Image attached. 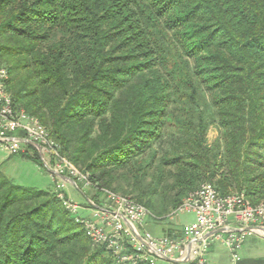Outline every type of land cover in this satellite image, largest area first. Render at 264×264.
Returning a JSON list of instances; mask_svg holds the SVG:
<instances>
[{
    "label": "trees",
    "instance_id": "16d2710c",
    "mask_svg": "<svg viewBox=\"0 0 264 264\" xmlns=\"http://www.w3.org/2000/svg\"><path fill=\"white\" fill-rule=\"evenodd\" d=\"M0 67L59 157L152 221L203 183L264 203V0H0ZM65 201L0 169V264H116Z\"/></svg>",
    "mask_w": 264,
    "mask_h": 264
},
{
    "label": "built area",
    "instance_id": "2783aa9c",
    "mask_svg": "<svg viewBox=\"0 0 264 264\" xmlns=\"http://www.w3.org/2000/svg\"><path fill=\"white\" fill-rule=\"evenodd\" d=\"M8 78L7 70L0 67V146L15 155L20 152L21 145L32 143L40 152H50L54 158L64 161L72 177H82L72 165L59 157L57 147L49 139L45 128L13 106L6 88ZM102 193L109 206L89 202L91 215L87 217L78 215L79 206L75 203L65 201L64 205L92 244L104 247L116 264H208V250L215 241L225 246L231 264H239V253L247 237H264V203L251 205L240 193L222 195L210 183H203L189 193L170 214V217L181 213L194 216V221L181 227L177 238L154 237L144 229V220L149 218L144 207L129 197L106 190ZM58 197L62 199V196ZM232 226L238 229L233 230ZM254 227L263 230L246 231Z\"/></svg>",
    "mask_w": 264,
    "mask_h": 264
},
{
    "label": "rangeland",
    "instance_id": "374dc122",
    "mask_svg": "<svg viewBox=\"0 0 264 264\" xmlns=\"http://www.w3.org/2000/svg\"><path fill=\"white\" fill-rule=\"evenodd\" d=\"M217 136L218 128L216 126H211L208 131V141H213ZM34 152V149L27 147V143L20 146V152L15 154V156L9 154L8 151L0 146L1 171L16 185L36 189H48L58 196L66 194L68 202L75 203L79 206L78 215L82 217L91 215V209L88 206L90 205L89 200L91 199H93V203L95 202L94 204L96 205L109 206L110 203L107 201L106 197L101 194L98 189L90 187L86 176L82 175V177L77 179V184L80 187V189H78L73 181L75 178L74 176L72 177L69 169L65 167L64 161L62 162L54 158L50 152H40L42 159V161L40 159V164L22 156L23 153H26L30 157H33ZM144 221L148 232L154 233L156 227H160L161 229H167L170 225L179 227L185 223L194 221V216L193 214L181 213L177 217H169L167 220L158 223L153 222L148 217L145 218ZM251 242L256 245L254 246L258 253L256 256L263 257L264 240L252 235L247 237L243 246L247 243L251 244ZM210 248L207 254L209 260L214 256L212 254L213 250L223 257L226 256V259L230 256L225 246L219 241L213 242ZM158 264L164 263L158 262Z\"/></svg>",
    "mask_w": 264,
    "mask_h": 264
},
{
    "label": "crops",
    "instance_id": "0c3cea01",
    "mask_svg": "<svg viewBox=\"0 0 264 264\" xmlns=\"http://www.w3.org/2000/svg\"><path fill=\"white\" fill-rule=\"evenodd\" d=\"M27 147L28 148H30V149H34L35 150V152L38 154V156L40 157V159H41V155H40V151L38 152V150H37V147H35L34 145H32V144H27ZM66 195V194H65ZM68 199V198H67ZM89 202H92L91 200H89ZM154 222V221H153ZM156 223H158V222H156ZM185 224H187V223H185ZM185 224H183V225H185ZM182 225V226H183ZM172 226V227H171ZM182 226H179V227H177V226H175V225H170L169 227H167V229L165 228V229H161L160 227H156V229L154 230V233H151V232H149L151 235H153L154 237H157V238H159V237H163V236H167L168 234V231H170V230H180L181 229V227ZM157 228H159V229H157ZM144 229H145V231H147L148 232V230H147V228H146V224H145V221H144ZM232 229L233 230H235V229H238L237 227H235V226H232ZM157 231H159V232H157ZM161 231V232H160ZM159 233V234H158ZM255 236H257V237H259V238H261V239H263L264 240V237H261V236H259V235H255ZM254 246H256V245H254L252 242H251V244L250 243H247V244H245V246H243L242 247V249H241V251H240V253H239V256H240V259H241V261L243 260V259H249V258H259L258 256H256L258 253H257V251L255 250V248H254ZM211 247V246H210ZM211 249V248H210ZM212 254L214 255L212 258H211V260H209L208 258H207V260H208V264H231L230 263V256H229V258L228 259H226V256L225 257H223L221 254H218L217 252H215L214 250H213V252H212ZM264 257V256H263ZM227 260V261H226ZM161 263H163V262H161ZM165 264V263H164Z\"/></svg>",
    "mask_w": 264,
    "mask_h": 264
},
{
    "label": "water",
    "instance_id": "95a60500",
    "mask_svg": "<svg viewBox=\"0 0 264 264\" xmlns=\"http://www.w3.org/2000/svg\"><path fill=\"white\" fill-rule=\"evenodd\" d=\"M27 144H32V143H27ZM33 145V144H32ZM35 146V145H34ZM36 147V146H35ZM37 150L39 151V148L37 147ZM263 229L259 228V227H254V228H248L246 229V231H262ZM221 231H218V233H220ZM145 246V245H144Z\"/></svg>",
    "mask_w": 264,
    "mask_h": 264
}]
</instances>
